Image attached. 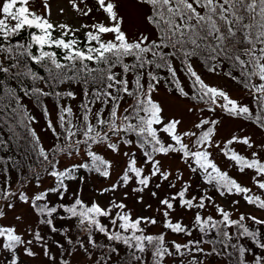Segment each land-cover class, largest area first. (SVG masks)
<instances>
[{"label":"snow or ice","instance_id":"snow-or-ice-1","mask_svg":"<svg viewBox=\"0 0 264 264\" xmlns=\"http://www.w3.org/2000/svg\"><path fill=\"white\" fill-rule=\"evenodd\" d=\"M134 2L130 35L117 0H0V264H264V142L215 117L264 130V0ZM21 204L31 222L8 219Z\"/></svg>","mask_w":264,"mask_h":264},{"label":"rangeland","instance_id":"rangeland-1","mask_svg":"<svg viewBox=\"0 0 264 264\" xmlns=\"http://www.w3.org/2000/svg\"><path fill=\"white\" fill-rule=\"evenodd\" d=\"M54 5H66L67 0H51ZM121 14L126 18V27L129 31V34H134L137 30L140 31H148V26L145 24L143 20V12L136 5L134 0H117ZM55 11V8H54ZM61 19H65V17H61ZM67 22L74 23V19L72 17H67ZM205 71V70H204ZM206 79L210 80L213 84H217L221 87H224L226 90L230 91L233 96H244V93L240 90L239 86L236 85L229 79L221 76H214L206 74ZM161 105L164 107L165 112L168 116H174L176 118H180L185 126H190L193 121L197 119L196 113H189L188 108L192 106V103L187 100V98H183L179 96V94H173L172 92H168L167 89L162 88L156 97ZM50 111L53 113V119L55 120L56 113L55 108L52 105H48ZM33 115L37 117L39 121L38 124L34 125L38 132H40L41 139L45 143V145L51 144L53 142V137L50 131L45 132L42 131L46 127L45 119L40 112H38L31 105H28ZM212 115V114H209ZM215 117L221 120V124L219 125V138L221 140L230 137L232 134H240V135H250L253 139L259 143L264 142V130L259 129L257 126H254L252 122L243 121L241 119H234L226 114L217 111ZM247 151H251L250 149ZM110 155H114L111 154ZM115 162L119 165L120 158L118 156L114 157ZM219 162L221 164H228L223 156L219 157ZM71 163V161H68ZM171 166H176L178 161H169ZM230 174L237 175L240 180L244 183H248L249 177L239 174L235 168L227 169ZM117 171L119 168L117 167ZM87 175V183L89 185V192L95 191L98 187L103 186L106 181H103L102 178L96 176L95 174H86ZM194 179V177H193ZM243 210V209H242ZM15 215H22L25 218V222H31L33 220V213L29 209L27 205L21 204L17 209L13 210L9 215L8 219H12ZM33 264H39V261H34ZM75 264H83V260L77 259Z\"/></svg>","mask_w":264,"mask_h":264},{"label":"trees","instance_id":"trees-1","mask_svg":"<svg viewBox=\"0 0 264 264\" xmlns=\"http://www.w3.org/2000/svg\"><path fill=\"white\" fill-rule=\"evenodd\" d=\"M206 71V70H205ZM233 82V81H232ZM188 100V99H187ZM45 101L48 103V105H52L55 108V101L52 98H45ZM189 101V100H188ZM191 102V101H189ZM26 103L28 105H31L33 108H35L40 114H42V108L39 104L35 102V100H26ZM193 103V102H191ZM43 115V114H42Z\"/></svg>","mask_w":264,"mask_h":264}]
</instances>
